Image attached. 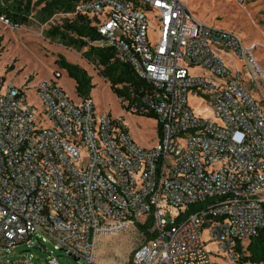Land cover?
Segmentation results:
<instances>
[{
	"label": "built area",
	"instance_id": "1",
	"mask_svg": "<svg viewBox=\"0 0 264 264\" xmlns=\"http://www.w3.org/2000/svg\"><path fill=\"white\" fill-rule=\"evenodd\" d=\"M16 1L0 0V23L14 30ZM78 15L101 36L92 45L113 48L150 87L120 102L128 114L153 112L159 141L140 146L122 119L55 80L27 92L0 74V264H38L28 253L2 260L35 240L99 264L100 236L151 218L154 237L127 264H213L210 246L237 260L238 245L264 229V96L246 86L263 79L259 45L181 0H77L65 16ZM50 253L47 264H61Z\"/></svg>",
	"mask_w": 264,
	"mask_h": 264
},
{
	"label": "rangeland",
	"instance_id": "2",
	"mask_svg": "<svg viewBox=\"0 0 264 264\" xmlns=\"http://www.w3.org/2000/svg\"><path fill=\"white\" fill-rule=\"evenodd\" d=\"M38 0H33L34 10L31 18L23 23L20 29H11L0 23V74L7 79L23 86L28 83L25 91L45 80H55L67 93L77 100L74 81L60 69L58 60L64 57L67 61L84 68L92 77L95 89L91 98L97 113H107L113 118H119L127 125L133 139L142 147L152 148L159 141V128L156 119L128 114L123 108L118 96L110 88V84L100 75V70L85 57L87 49L77 50L68 47L56 38L48 35L52 27L61 26L70 20L63 14H56L47 22L42 23L37 18L36 6ZM203 23L237 33L246 42L259 45L256 59L263 72L259 88L246 81L255 98L262 100L264 96V0H181ZM225 60L228 55L222 54ZM197 72V71H195ZM189 103L194 112L201 116L211 117L204 107L205 99L190 97ZM168 218H170L168 216ZM42 241L35 240L32 247L20 245L16 250L9 251L2 260L12 262L28 253L33 255L38 264H47L46 259L54 252L61 264H76L74 259L65 253L54 250L51 242L43 243L44 248L35 249ZM138 227L112 235H102L97 240L96 257L99 264H127L133 252L143 243ZM246 243L244 248H246ZM213 264H238L237 260L228 259L225 253L219 254L216 246H210Z\"/></svg>",
	"mask_w": 264,
	"mask_h": 264
},
{
	"label": "trees",
	"instance_id": "3",
	"mask_svg": "<svg viewBox=\"0 0 264 264\" xmlns=\"http://www.w3.org/2000/svg\"><path fill=\"white\" fill-rule=\"evenodd\" d=\"M77 0H38L35 4L40 6L36 16L42 23L47 22L56 14H72ZM33 0H17L13 18L26 23L28 15L34 10ZM48 35L58 39L64 45L77 50L87 49L85 57L100 70V75L110 84L112 91L121 102L126 100L136 101L140 95L148 92L150 87L145 81L134 74L132 67L121 60L117 52L110 47H95L92 45L101 39L97 28L92 25V20L84 15H78L66 20L61 26L52 27ZM58 66L64 70L68 77L75 83V92L79 99L91 98L95 89L93 77L82 67L60 57ZM123 105V103H121ZM145 116L156 119L153 112ZM159 133H160V127ZM153 226L152 218L145 224H138V231L143 241L154 237L150 231ZM244 248L237 247L238 264H264V229L250 239Z\"/></svg>",
	"mask_w": 264,
	"mask_h": 264
},
{
	"label": "water",
	"instance_id": "4",
	"mask_svg": "<svg viewBox=\"0 0 264 264\" xmlns=\"http://www.w3.org/2000/svg\"><path fill=\"white\" fill-rule=\"evenodd\" d=\"M35 249H37V248L35 247Z\"/></svg>",
	"mask_w": 264,
	"mask_h": 264
},
{
	"label": "crops",
	"instance_id": "5",
	"mask_svg": "<svg viewBox=\"0 0 264 264\" xmlns=\"http://www.w3.org/2000/svg\"><path fill=\"white\" fill-rule=\"evenodd\" d=\"M75 84V83H74Z\"/></svg>",
	"mask_w": 264,
	"mask_h": 264
}]
</instances>
